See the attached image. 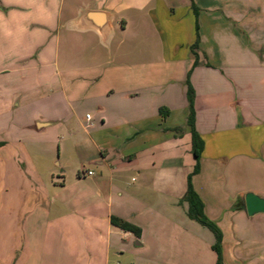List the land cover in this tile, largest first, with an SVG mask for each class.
<instances>
[{
	"label": "crops",
	"instance_id": "obj_1",
	"mask_svg": "<svg viewBox=\"0 0 264 264\" xmlns=\"http://www.w3.org/2000/svg\"><path fill=\"white\" fill-rule=\"evenodd\" d=\"M83 10L110 14L106 42L75 28ZM188 83L192 184L223 263L264 264V213L245 204L264 198V0H0V264H216L182 201Z\"/></svg>",
	"mask_w": 264,
	"mask_h": 264
},
{
	"label": "trees",
	"instance_id": "obj_2",
	"mask_svg": "<svg viewBox=\"0 0 264 264\" xmlns=\"http://www.w3.org/2000/svg\"><path fill=\"white\" fill-rule=\"evenodd\" d=\"M195 8V7H194ZM196 10V8H195ZM197 11V10H196ZM195 45L194 48H196ZM187 99L189 103L190 114L188 118V125L191 128L192 132V142H193V154L196 159V166L193 173L189 176L188 181V190L183 198V202H187L189 205L188 215L189 217L198 222L203 227L209 229L215 236L216 242L213 245V250L217 255V263L216 264H224L223 263V250H222V242H223V233L221 229L211 221L205 214V205L199 195L196 193L194 186L192 184L193 176L199 174L201 170V156L204 150V141L197 132L195 128V93L193 87L188 83V92H187ZM114 224L121 228L126 232H131L136 236H141V229L129 224L127 222H123L117 219H114Z\"/></svg>",
	"mask_w": 264,
	"mask_h": 264
},
{
	"label": "water",
	"instance_id": "obj_3",
	"mask_svg": "<svg viewBox=\"0 0 264 264\" xmlns=\"http://www.w3.org/2000/svg\"><path fill=\"white\" fill-rule=\"evenodd\" d=\"M78 30H94L102 40L106 42L111 34L112 19L110 14L105 12H91L83 10L74 22ZM246 210L249 216L264 213V198L247 193L245 195Z\"/></svg>",
	"mask_w": 264,
	"mask_h": 264
},
{
	"label": "rangeland",
	"instance_id": "obj_4",
	"mask_svg": "<svg viewBox=\"0 0 264 264\" xmlns=\"http://www.w3.org/2000/svg\"><path fill=\"white\" fill-rule=\"evenodd\" d=\"M134 35H135L134 30H132V32H130V34H128L126 36V39H127V42H128L127 46L134 45V43H135ZM139 36H141V35H139ZM119 39L120 38H119L118 34L113 38V40L111 41V44H110V49L111 50L114 51ZM151 44H154L155 46H157L156 50L158 51V53H157V51H155V53L160 56V53H159L160 52L159 42H158V40L156 39V37L154 35L150 34L149 37L148 36H144V35L142 36V45L145 47V49H144V56L145 57L144 58H146V55H147L146 47L151 45ZM106 49H109V48H106ZM73 53L75 55V59H74V62H76L75 66L82 67V66H87V65L91 64L90 61H88V57L90 55V51L89 50L80 49L79 51H74ZM81 108H82L84 114H85V112H89L90 115H91V109H87L85 106H82ZM81 134H82V131H81ZM52 138H54V140H55L56 136H54V134H53ZM54 149H55L54 146H53V148L50 147V151H53ZM54 152H55V155H56L57 154V147H56ZM56 162L60 163V159H58ZM78 170H79V165L77 164V160L74 157L72 159V164H71V167L69 169V172H70V174L78 175Z\"/></svg>",
	"mask_w": 264,
	"mask_h": 264
},
{
	"label": "built area",
	"instance_id": "obj_5",
	"mask_svg": "<svg viewBox=\"0 0 264 264\" xmlns=\"http://www.w3.org/2000/svg\"><path fill=\"white\" fill-rule=\"evenodd\" d=\"M87 119H88V120H91V115H87ZM93 174H94V173L91 172V171L87 172V175H89V176H92Z\"/></svg>",
	"mask_w": 264,
	"mask_h": 264
}]
</instances>
